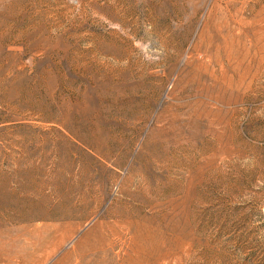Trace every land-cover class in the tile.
Wrapping results in <instances>:
<instances>
[{"label": "rangeland", "instance_id": "obj_1", "mask_svg": "<svg viewBox=\"0 0 264 264\" xmlns=\"http://www.w3.org/2000/svg\"><path fill=\"white\" fill-rule=\"evenodd\" d=\"M0 264H264V0H0Z\"/></svg>", "mask_w": 264, "mask_h": 264}, {"label": "bare ground", "instance_id": "obj_2", "mask_svg": "<svg viewBox=\"0 0 264 264\" xmlns=\"http://www.w3.org/2000/svg\"><path fill=\"white\" fill-rule=\"evenodd\" d=\"M1 258V257H0ZM2 259V258H1Z\"/></svg>", "mask_w": 264, "mask_h": 264}]
</instances>
